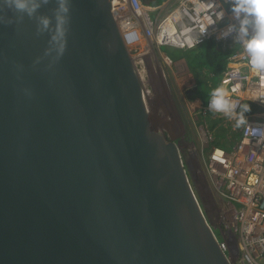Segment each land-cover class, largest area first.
I'll return each mask as SVG.
<instances>
[{
	"label": "water",
	"instance_id": "95a60500",
	"mask_svg": "<svg viewBox=\"0 0 264 264\" xmlns=\"http://www.w3.org/2000/svg\"><path fill=\"white\" fill-rule=\"evenodd\" d=\"M111 2L0 0V264H230Z\"/></svg>",
	"mask_w": 264,
	"mask_h": 264
},
{
	"label": "built area",
	"instance_id": "2783aa9c",
	"mask_svg": "<svg viewBox=\"0 0 264 264\" xmlns=\"http://www.w3.org/2000/svg\"><path fill=\"white\" fill-rule=\"evenodd\" d=\"M151 2H111L124 44L130 53L140 52L136 57L140 68L142 55L151 51V46L158 52L163 47L187 52L212 39L222 50L232 51L217 82L210 84L211 99L202 106L201 114L236 122L232 128L239 129V138L229 151L215 147L204 125L201 145L202 152L207 151L196 165L209 188L206 220L227 261L264 264V73L258 74L249 64L239 35L240 21L232 12L234 0H163L160 5ZM162 55L164 64L170 67L173 60ZM215 89L224 90L226 107L222 110L211 106ZM244 102L255 106V110L240 115ZM241 116L244 122L237 126Z\"/></svg>",
	"mask_w": 264,
	"mask_h": 264
},
{
	"label": "rangeland",
	"instance_id": "374dc122",
	"mask_svg": "<svg viewBox=\"0 0 264 264\" xmlns=\"http://www.w3.org/2000/svg\"><path fill=\"white\" fill-rule=\"evenodd\" d=\"M162 14L163 12L161 15ZM150 17L151 19L154 18L152 14H150ZM151 49V51H145L142 55L144 58L149 54L144 58L145 60L143 59L142 68L138 66L137 60L135 59L136 67H138L137 69L139 71L144 70L143 76L145 83L142 82L144 83L143 90L145 93L144 102L148 109L150 120L158 132L167 140H172L177 144L184 167L194 181V188L197 191L195 193L199 194L204 203V207L206 210H209V188L205 181L203 182L198 166L196 165L197 161L199 164L200 156H205V152L207 151L205 150L204 153L202 152L201 143L203 128L205 125L213 138L214 132L210 130L213 126L210 123L211 121L215 119L221 120L220 123L222 122V124L226 126L231 125V128L236 126V122L233 123V121H230L228 118L209 113L203 116L201 114L202 106L196 99L194 93L196 90L194 77L188 71L184 60L172 61L171 66L168 67L164 64L162 58V53L165 52L166 48H161L162 53L160 51L158 52L154 46H151ZM139 53V51L132 52L131 56L136 58ZM148 64L150 68L152 67L153 71L150 72L151 74L154 73L152 76L147 72L149 69ZM208 76L209 74L206 72L205 77L207 78ZM218 78L219 77L211 81L216 83ZM212 82L209 84H212ZM148 83L150 84L148 85ZM203 87L204 99L207 101L211 98L210 89H207V82L204 83ZM147 94H149V96ZM149 98L152 99L150 100ZM218 129L220 128H217L216 131ZM214 232L217 239L220 240L218 232L215 230Z\"/></svg>",
	"mask_w": 264,
	"mask_h": 264
},
{
	"label": "trees",
	"instance_id": "16d2710c",
	"mask_svg": "<svg viewBox=\"0 0 264 264\" xmlns=\"http://www.w3.org/2000/svg\"><path fill=\"white\" fill-rule=\"evenodd\" d=\"M162 1L154 0L151 2V5H160ZM171 48H166L164 54L173 61L183 59L188 71L193 75L195 80V89L199 94L201 101V106H206L207 102L211 99L209 98L205 101L203 85L207 82V89L209 88V83L213 79L220 77L222 72L225 69L227 58L230 56L232 51L222 50L217 43L212 39L207 40L201 46L191 50V51H179ZM181 52V53H180ZM208 73L209 76L205 77V73ZM213 83V82H212ZM255 110V106L249 103L241 104L238 113L240 115H246L252 113ZM221 120L215 119L211 121V131L214 132L213 145L215 147H220L226 151H229L233 144L239 138V129L231 128V125H223ZM225 123V122H224ZM226 124V123H225ZM217 128H220L216 131Z\"/></svg>",
	"mask_w": 264,
	"mask_h": 264
},
{
	"label": "clouds",
	"instance_id": "9594fccd",
	"mask_svg": "<svg viewBox=\"0 0 264 264\" xmlns=\"http://www.w3.org/2000/svg\"><path fill=\"white\" fill-rule=\"evenodd\" d=\"M12 3L17 10L25 11L28 0H12ZM232 12L240 21L239 35L251 68L258 74L264 73V0H234ZM213 95L211 106L216 110L224 109L226 107L224 90L215 89ZM243 122L241 116L237 126Z\"/></svg>",
	"mask_w": 264,
	"mask_h": 264
},
{
	"label": "bare ground",
	"instance_id": "6f19581e",
	"mask_svg": "<svg viewBox=\"0 0 264 264\" xmlns=\"http://www.w3.org/2000/svg\"><path fill=\"white\" fill-rule=\"evenodd\" d=\"M114 3H115V1H114ZM147 48H148V47H146V49H147ZM152 53H153V52H152ZM148 55H149V54H148ZM148 55H147V56H148ZM147 56H145L144 58H146ZM135 59H136V58H134V60H135ZM144 60H145V59H144ZM137 64H138V63H137ZM149 64H150V63H149ZM149 64H148V68L150 69V71H149V69H148L147 72H148V74H149L150 76H152V75H154V73H152V74L150 73V72H152L153 70H152V67L150 68ZM154 67H155V66H154ZM145 69H146V68H145ZM153 69H154V68H153ZM155 69H156V68H155ZM138 74H139V77H140V78L143 80V82H144V81H145V80H144V76H143V75H144V70H143V71H139V70H138ZM150 78H151V77H150ZM151 80H152V79H151ZM146 82H147V81H146ZM144 83H145V82H144ZM144 83H143V84H144ZM149 84H150V83H148V85H149ZM150 91H151V90H150ZM153 91H154V90H153ZM153 91H152V93H153ZM144 94H145V93H144ZM149 94H151V93H149ZM149 94H147V95L149 96ZM147 95H146V96H147ZM150 97H151V96H150ZM149 99L151 100L152 98H149ZM152 113H153V112H152ZM163 120H164V119H163ZM165 124H166V123H165ZM194 166H195V165H194Z\"/></svg>",
	"mask_w": 264,
	"mask_h": 264
},
{
	"label": "flooded vegetation",
	"instance_id": "af4514ba",
	"mask_svg": "<svg viewBox=\"0 0 264 264\" xmlns=\"http://www.w3.org/2000/svg\"><path fill=\"white\" fill-rule=\"evenodd\" d=\"M145 1H148V0H145ZM153 1H154V0H153ZM194 93H195V95H196V99H197V100L200 102V104H201L200 99H198V98H199V94L197 93V90H195Z\"/></svg>",
	"mask_w": 264,
	"mask_h": 264
}]
</instances>
